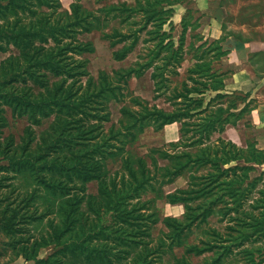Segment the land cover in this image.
I'll return each instance as SVG.
<instances>
[{"label": "trees", "instance_id": "1", "mask_svg": "<svg viewBox=\"0 0 264 264\" xmlns=\"http://www.w3.org/2000/svg\"><path fill=\"white\" fill-rule=\"evenodd\" d=\"M172 3L135 0L133 4L106 6L120 10L112 16L120 23L140 24L130 32L114 28L104 33L111 47L122 43L112 52L114 60H122L134 48L137 31L149 23L154 27L146 30L144 40L155 39V43L135 66L112 73L99 71L95 78L88 71L86 59L77 57L92 52L93 44L80 41L76 34L104 31L108 26L105 16L88 10L77 0L64 12L57 11L60 0H0V50L12 44L19 51L0 63V129L7 121L3 105L13 114L26 116L29 122L19 141L12 134L1 136L0 131V161H5L0 170L12 173L0 176V186L10 187L12 192L16 189L12 179L21 176L44 190L50 205L60 200L57 208L50 210L56 216L50 218L28 210L38 197L34 192L26 200H8L0 206L8 245L16 256L24 258L25 264H161L156 260L161 257L158 249L171 250L174 246L184 248L174 264H221L238 254L244 257L242 264L264 262V170L251 175L264 163V148L255 142L238 146L215 137L226 124L234 125L248 113L245 97L236 102L235 91L221 92L224 78L213 68V59L226 54L220 44L223 38L208 44L203 52L196 50L195 62L181 81L179 94H174L173 99L180 101L174 102L171 110L141 100L136 109L124 106L134 119L132 125H125L128 132L124 136H130L124 143L134 140L136 132L147 126L160 129L179 121V139L172 145L180 151H161L168 163L155 165L154 171L144 157L131 154L133 161L123 160L125 175H108L106 160L128 150L116 148L110 141V137L116 138L115 133L106 135L103 122L109 120L107 101L118 100L123 84L132 75H140L141 69L154 66L157 71L163 70L151 59L171 48L169 42H164L169 33L162 27L170 21L172 12L166 5ZM252 10L254 15L262 12L254 7ZM195 11L187 8L180 22V63L184 49L193 45L191 41L185 45V40L186 32L198 24L197 18L191 22ZM207 91L215 93L205 100ZM49 116L53 120L36 139L32 126ZM179 175L186 177L184 187L160 193V187ZM3 177L9 182L2 183ZM88 180L98 181L97 195H85ZM147 191H158L169 203L183 204L180 218L163 219L168 242L165 237L151 244V215L140 200ZM83 203L86 207L82 210ZM87 209L92 217L86 214ZM210 216H217L224 227L208 226ZM193 224L208 226L209 239L202 240V245L185 241V231ZM38 226L46 229L36 237L32 229ZM48 246L52 251L40 257V250ZM206 252L211 254L209 261H190L192 256Z\"/></svg>", "mask_w": 264, "mask_h": 264}, {"label": "rangeland", "instance_id": "2", "mask_svg": "<svg viewBox=\"0 0 264 264\" xmlns=\"http://www.w3.org/2000/svg\"><path fill=\"white\" fill-rule=\"evenodd\" d=\"M75 0H60V7L57 9L59 12L69 11L70 4ZM83 7L88 10L94 11L98 15L106 17L108 20V26L103 30H91L88 32L77 33L76 36L80 41H90L93 44L94 50L92 52H85L78 55V58H85L87 61L88 71L93 77H97L99 71H105L106 73H112L113 70L119 68H131L135 66L136 61H142L146 58L148 50L154 46L155 39H149L145 41L144 38L147 37L146 30L153 28L150 23L143 27L141 30L137 31L138 39L134 48L122 59L114 60L112 58V52L117 47L121 46L122 43L117 44L114 47L110 46L108 38L104 35L105 32H112L114 28L120 30L121 32H130L135 28H139L140 24H132L129 21L119 22L120 20L116 17H112L113 14L119 12L120 10H114L112 7H106L110 4H118L120 2H126L128 4H133L135 0H77ZM172 5H166L167 10H171L172 14L170 21L165 22L163 25V30H165L168 35L164 38V42H169L171 48L167 51L161 53L159 57H154L151 60L162 67L164 70H155L153 67L143 68L140 75H132L123 84L122 95L118 100L110 99L107 101V106L109 110V120L103 122L104 130L106 135L110 137L115 133L116 138L110 137V141L114 142L119 149L124 147L128 151L122 152L120 155L108 158L107 161V171L110 177L119 178L120 175H125L126 170L122 168L124 164L123 160L127 159L129 162L133 161V155H138L144 157L149 168L154 171L156 166H164L168 163L167 157L163 156L161 151H168L170 153L174 151H180V147H174L172 143L177 142L179 139V127L180 122L174 121L172 123L164 125L160 129L153 128L152 126H147L143 131L136 132V137L132 141L125 142L126 137L124 134L128 132L126 124L132 125L134 121L133 117H130V112L124 110V106H129L132 109H136L138 104L137 101H145L150 106H156L164 110H171L174 107V102H179L180 98H174V94L180 91V83L187 77V70L191 68L195 62L194 54L196 50L198 52H203L207 49V45L219 40V38H225L229 35L236 36H248L252 41H264V0H211L208 2V6L203 9H199L194 0H170ZM233 1V2H232ZM223 2L225 5L218 8L217 3ZM232 2V3H231ZM183 4V6L180 5ZM255 10L261 9L260 15H254ZM248 6V7H247ZM191 8L196 10L191 22L197 18L198 24L190 31L186 32L185 45L188 42H192L193 45H189L184 49L183 57L184 59L180 63V49L178 46L180 44L181 36V26H180V12L183 11V15L186 13V9ZM46 10V8H44ZM204 10V11H202ZM256 14V13H255ZM219 34V35H218ZM213 35V36H211ZM218 37H214L217 36ZM244 38V37H243ZM211 44V45H212ZM223 46V45H221ZM18 49L12 44L7 46L5 51L0 50V63L7 57L18 55ZM251 62L252 65L258 69L264 71V55L261 51L253 52ZM142 57V59L140 58ZM206 56H209L206 54ZM213 68L222 73V77L225 79L227 73H229L232 68L226 63V59L222 56L220 59H213ZM261 72V71H260ZM264 75V74H263ZM51 80H55V77H51ZM85 80V77H82ZM116 82V80L114 79ZM256 93H259L261 98L264 97V79L259 80ZM215 92L207 91L205 93V100L214 95ZM233 100L238 101L240 98H244L248 102V113L243 117L238 123L226 124L224 130L221 133H216V136H220L225 140H230L238 146H245L246 142H255L258 144L257 136L259 134H264V129L254 128L252 121L254 117L253 109L257 107L260 103L264 105V101L258 103L254 97H250L249 93H244L241 91H235ZM135 98V99H134ZM3 115L6 117V124L0 129L2 131L1 136H6L12 134L16 141H19L20 136L23 134L24 129L29 122L26 116H19L13 114L11 109L3 105ZM129 117V118H128ZM53 120V116L44 118L39 124L33 125V133L35 138L39 132L45 129L50 121ZM137 126V123L136 125ZM129 129L135 130L134 127H129ZM122 140V141H121ZM117 150V149H115ZM121 151V150H120ZM5 161H0L4 163ZM261 167H257L255 172L251 175H255ZM10 171L0 170V176H11ZM186 174V173H185ZM184 174V175H185ZM186 176V175H185ZM185 176H176L173 182L160 187V193L167 194L174 191L177 188L184 187L186 185ZM2 183L9 182L5 177L1 180ZM13 186L16 187L14 191L9 192L10 187L0 186V206H3L8 200H19L23 198L26 200L28 194L34 192L38 195L35 197L32 203L28 205L29 211H36L37 213L44 214L45 217L56 216L50 214V210L58 206L57 204L50 205L46 199L47 194L41 188H37L33 183L30 182L28 178L18 177L12 179ZM79 184V183H78ZM85 195H97L99 189V184L97 180H88L85 182ZM163 195L161 196L158 191H147L141 194L140 200L145 203V211L150 214L151 217L148 220V224L151 227V237L153 239L151 244H156L159 239L165 238V234L168 232L163 219L166 217H177L180 218L183 214V204L182 203H169L167 202ZM85 204H81V209H85ZM57 208V207H56ZM86 214L92 217V212L87 209ZM85 214V215H86ZM155 223H151L152 220ZM54 220H57L55 217ZM208 226L218 229L224 227V222H219L217 216H210L208 218ZM45 222V220H44ZM208 226L203 224H193L185 231V241L188 244H198L202 245V240L209 239ZM42 226H38L36 229H32L34 236H39ZM210 237L212 235L210 234ZM150 238H147L149 240ZM168 242V239L166 237ZM161 253V257L156 260L161 262V264H174L176 258H179L184 251L182 246H174L171 250H165V248L158 249ZM52 251V247H44L40 250L39 256L45 257ZM210 252H206L201 255H194L191 257L190 261L192 263H202L206 258L210 257ZM243 255H236L235 257H230L228 260H224L221 264H238L244 263ZM210 259L208 258V261ZM26 261L21 256H16L14 252L8 245V238L2 231V225L0 222V264H25ZM264 264V262L262 263Z\"/></svg>", "mask_w": 264, "mask_h": 264}, {"label": "crops", "instance_id": "3", "mask_svg": "<svg viewBox=\"0 0 264 264\" xmlns=\"http://www.w3.org/2000/svg\"><path fill=\"white\" fill-rule=\"evenodd\" d=\"M194 1L199 9H203L208 6V2L211 0ZM180 5L183 6L181 3ZM217 7L220 8L218 3ZM182 16L183 11L180 12V19ZM218 35L214 37L217 38ZM241 38L242 37L232 34L220 41V44L223 45L222 49L226 50V54L224 55L226 63L232 68L224 79V87L221 92L231 93L234 91H241L249 93L250 97H254L258 103H260L264 101V97L261 98L260 94L255 92V89L257 88L259 80L264 79V71L262 72V70H258L252 65L251 55L253 52L257 51L264 53V41L259 42ZM253 112L254 117L252 124L254 128L264 129V105L260 103L253 109ZM256 138L257 140L259 139L256 145L260 148H264V134H259ZM258 167H261L260 170H264V163Z\"/></svg>", "mask_w": 264, "mask_h": 264}]
</instances>
